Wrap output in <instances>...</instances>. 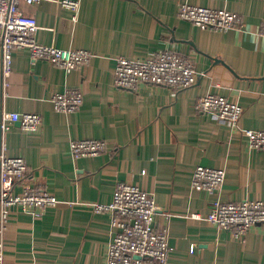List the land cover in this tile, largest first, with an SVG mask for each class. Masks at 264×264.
Returning a JSON list of instances; mask_svg holds the SVG:
<instances>
[{"label":"crops","instance_id":"0c3cea01","mask_svg":"<svg viewBox=\"0 0 264 264\" xmlns=\"http://www.w3.org/2000/svg\"><path fill=\"white\" fill-rule=\"evenodd\" d=\"M183 2L228 9L241 24L202 28L178 15ZM21 7L36 16L40 42L94 56L67 72L16 49L5 81L0 50V146L27 163L14 191L45 188L59 199L37 217L11 208L0 231L4 264H106L112 212L94 204L110 202L120 182L154 194L158 226L170 214L167 264H264L263 225L235 238L205 218L218 200L264 199V150L250 148L239 129L197 108L208 93L224 95L243 106L241 128L264 129V0H79L77 10L41 0ZM164 48L193 59L192 86L115 84L118 57ZM68 88H79L84 101L75 112H58L52 96ZM6 112H39L43 125L28 132L13 121L4 131ZM82 138H103L108 149L75 158L70 141ZM198 165L226 170L218 191L192 186Z\"/></svg>","mask_w":264,"mask_h":264},{"label":"built area","instance_id":"2783aa9c","mask_svg":"<svg viewBox=\"0 0 264 264\" xmlns=\"http://www.w3.org/2000/svg\"><path fill=\"white\" fill-rule=\"evenodd\" d=\"M41 0H0V50L2 75L10 76L13 52L27 49L34 59H47L67 72L89 63L94 53L85 48L59 47L45 44L36 37L39 29L36 16L26 13L21 5L38 3ZM66 8L77 10L79 0H57ZM178 15L202 28L225 30L241 24L239 15L225 8L180 4ZM264 35V25L260 29ZM198 71L190 56L174 48H164L148 56L116 59L115 84L136 89L149 82L168 85L176 90L192 86ZM56 111L75 112L80 109L84 97L79 88L56 91L52 96ZM197 108L228 121L247 137L248 146L264 150V129H247L239 125L243 106L226 96L208 93L202 96ZM19 121L24 131L38 132L43 125L39 112H6L1 128L6 131L11 122ZM108 149L103 138H82L70 141V151L75 158L94 156ZM27 163L22 155L12 156L0 146V231L8 222L12 207L20 206L33 216H42L49 207L59 204L58 197L47 189L25 188L15 192L14 186L25 176ZM226 180V170L198 165L194 171L192 186L210 193L218 191ZM96 211H111V238L108 242L106 264H167L171 250L169 242V219L161 226L157 224L159 206L153 193L143 190L134 183L120 182L108 203L96 202ZM199 216V214H195ZM218 231L228 230L235 238H242L248 230L261 224L264 226V199L241 201H216L205 217ZM191 249H195L192 244ZM0 264H4V242L0 239Z\"/></svg>","mask_w":264,"mask_h":264}]
</instances>
